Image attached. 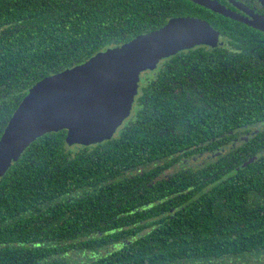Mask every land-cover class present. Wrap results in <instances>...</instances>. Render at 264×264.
Returning a JSON list of instances; mask_svg holds the SVG:
<instances>
[{
    "label": "trees",
    "instance_id": "1",
    "mask_svg": "<svg viewBox=\"0 0 264 264\" xmlns=\"http://www.w3.org/2000/svg\"><path fill=\"white\" fill-rule=\"evenodd\" d=\"M206 13L187 0H0V136L36 82L170 18H200L231 45L243 37ZM243 47L254 63L235 73L229 53L219 108L203 105L205 69L185 88L209 59L180 53L112 139L75 150L60 131L30 144L0 178V264H264V129L233 145L230 133L264 122V48ZM157 86L176 97H156ZM220 141L230 147L219 157L157 180L164 158Z\"/></svg>",
    "mask_w": 264,
    "mask_h": 264
},
{
    "label": "water",
    "instance_id": "2",
    "mask_svg": "<svg viewBox=\"0 0 264 264\" xmlns=\"http://www.w3.org/2000/svg\"><path fill=\"white\" fill-rule=\"evenodd\" d=\"M187 1L264 33V17L243 18L213 0ZM220 40L200 18L173 17L159 29L42 78L28 89L0 136V178L43 135L65 131L68 146L110 140L130 115L143 72L181 51Z\"/></svg>",
    "mask_w": 264,
    "mask_h": 264
},
{
    "label": "flooded vegetation",
    "instance_id": "3",
    "mask_svg": "<svg viewBox=\"0 0 264 264\" xmlns=\"http://www.w3.org/2000/svg\"><path fill=\"white\" fill-rule=\"evenodd\" d=\"M225 7L226 9L233 11L237 15L243 17V18H249L248 14L253 13L254 15H259L261 17H264V0H213ZM206 10V9H205ZM208 13H206V17L210 19V17H218L222 20H231L228 18H225L221 15H218L216 13H213L209 10ZM215 15V16H211ZM235 24H239L242 26V28H239L238 30H235L234 32L242 35L246 40L252 41L256 44L257 47H263L264 48V33L260 32L256 29L250 28L242 23L236 22L231 20ZM214 28V27H213ZM216 30V29H215ZM220 35H221V43H217L214 45H200V46H195L191 49L181 51L171 57H168L166 59L161 60L157 66L150 71H145L140 75V81L137 89V94L134 98V102L132 105V109L130 112L129 117L124 120L122 125L116 130L114 135L111 137V139L116 136L119 132V130L123 127H126L131 121H133L137 115V113L141 110L139 106V100L142 96H144V91L146 89V86L151 83L155 82L157 75L160 73V70H163L164 65L166 61L170 60V58L175 57V56H181L179 55L180 53H183L184 55H187L189 53L195 52V51H202V54L198 55L200 57H206L209 60L199 62L202 66L203 69H192L188 75L187 79L189 80V83L185 84L186 90L190 89L191 86H195L197 82L192 83L190 79V74H194V72L201 73L204 69V73H207V77L203 78L200 80V77H197V80L200 82V84L204 88V97L203 99V105H215L219 108L220 106V100L223 98L221 93L216 92V87H218L220 90L222 89V79L219 80L218 76L223 73L222 69L223 64L227 65L226 59L230 57V54L232 55L233 59L232 61L228 64L229 67H234L237 69L235 73H238V68L242 69V72H244L247 68V66H252L254 63V54L252 52L248 53H240L242 50H244L243 47V42L245 39L243 37L237 38L235 41V45H231L228 43V38L225 35V32H220L219 30H216ZM230 53V54H229ZM214 56H218V59H214ZM257 56V55H256ZM224 57V59L222 58ZM263 59V65H264V56L260 57L257 56V59L262 60ZM155 90L159 91V96L156 97H170L174 98L176 96H168V94L165 92V89L161 86H157ZM184 96H190V92H186ZM178 97V96H177ZM155 115L158 117H161V114L158 113L156 110H154ZM264 129V122L263 123H258V124H247V125H241L237 126L235 129H232L230 133L235 136L233 137V144H237L241 138H245L249 136L252 133H257L258 131H261ZM166 131V130H165ZM240 134H245V136H240ZM105 142V141H104ZM103 143V142H101ZM100 144V143H97ZM90 145V146H81V145H74L72 148H77V149H83V148H92L95 145ZM226 145V142H225ZM223 143L220 141L218 142L217 146L213 150L212 146L209 148H205L204 151L199 152L190 158H186V153L185 155L183 153H180V156H178L176 159H179L178 161H173L175 159H172L174 157H169L164 158L165 163H171L169 168L166 170V173H158L157 174V180H160L161 177H164L165 179L170 178L171 176H174L177 173L180 172H186L187 170L194 169L196 170L197 167H200L206 163H209V161L219 157L221 155V152L224 150V148L230 147L225 146ZM159 170V169H158Z\"/></svg>",
    "mask_w": 264,
    "mask_h": 264
},
{
    "label": "rangeland",
    "instance_id": "4",
    "mask_svg": "<svg viewBox=\"0 0 264 264\" xmlns=\"http://www.w3.org/2000/svg\"><path fill=\"white\" fill-rule=\"evenodd\" d=\"M67 145V144H66ZM94 145V144H93ZM68 146V145H67ZM90 146V145H89ZM75 150L77 149V148H74Z\"/></svg>",
    "mask_w": 264,
    "mask_h": 264
}]
</instances>
